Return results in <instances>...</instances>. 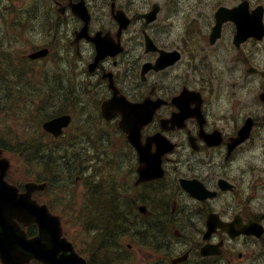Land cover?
Returning a JSON list of instances; mask_svg holds the SVG:
<instances>
[{
  "label": "flooded vegetation",
  "instance_id": "1",
  "mask_svg": "<svg viewBox=\"0 0 264 264\" xmlns=\"http://www.w3.org/2000/svg\"><path fill=\"white\" fill-rule=\"evenodd\" d=\"M166 1L29 0L28 7L33 2L42 6L45 20L56 30L51 41L54 44L57 42L62 61L64 64L69 62L71 66L81 70L80 74H87L80 76L79 82L83 84L80 85V98L84 99L91 94V89L99 90L104 97H110L112 92L107 81V72H112L119 94L130 101L149 100L161 103L140 134L145 132L148 136L163 132L161 123L176 114L177 108L172 105L173 99L180 94L182 88L187 87L201 95V103L195 94H191L192 98L185 102L190 109L195 110L198 107L200 115L184 121L182 129L168 123L169 130L165 137L178 146V159L185 157L183 169L187 179L201 181L207 187L217 190V180L225 178L233 183L234 189L223 193L225 197L219 194L213 200H195L186 192L183 204L179 207L182 208V213H177L175 197L166 195L167 206L171 205L169 213L164 207L163 198H156L155 194L164 189L159 187L157 181L141 183L139 188L128 189L127 197H138L137 203L151 208L154 213L152 217L143 218V225L157 233L154 225L159 226L161 217L171 221L168 231L163 232L164 235L142 240L143 245L140 244L141 248L138 249V264H264V204L255 206L257 218L254 210L247 211L245 215L235 212L238 206L237 186L241 179H245L242 183L243 190L248 191L250 182L251 195L256 193L251 169L247 167L235 177H232L229 168L224 169L225 162L231 164L236 154L240 155L247 146L253 144L255 130L264 123V102L256 101L260 105V109H257L255 98L250 92V87L256 86L260 89L259 93L264 91V71L249 77L244 76L245 79L248 78V84L241 82L238 77L241 68L246 71L247 67L252 66L254 53L264 51V0H200L201 18L205 19L202 23L201 44L204 46L207 41L206 49H217L220 72L216 67L214 71L220 76H211L214 71H207L205 63L206 70L201 76L195 75L197 69L190 64L187 72H194L195 76L192 77L176 76V65L142 73L143 65L154 64L159 56L158 52L146 51L145 37L151 39L159 49L175 50L173 34L169 30L160 29L158 23ZM241 1L247 2L248 13L262 8V39L251 37L236 46L233 43L237 33L236 25L226 21L221 26L217 40L209 45L215 11L220 7L233 9ZM155 4L158 5L157 17L153 22L146 23L144 15L150 13ZM119 11L130 21L129 26L122 31H119L115 20ZM107 43L113 49L118 47L120 52L114 56L107 55ZM97 46L102 47L104 52L99 60ZM47 47L52 49V45ZM245 53L250 56L247 57ZM254 58L257 62L258 56L255 55ZM93 64V70L89 71ZM58 88L60 87L53 89ZM53 89L50 91L54 92ZM240 90L244 92L240 94ZM249 118L253 120L248 140L236 146L227 158L229 143L237 138L238 132ZM210 144H213L211 149H205ZM194 147H200V151L194 152ZM209 151L211 155L208 158ZM221 156L222 161L216 162L215 159ZM134 160L136 161V156ZM244 164H248L246 160ZM169 189L167 186L165 194ZM256 200L258 201L257 197ZM159 206L163 207L165 213L159 212ZM211 214L215 215L218 225L207 234V219ZM250 223L262 226L256 236L252 233ZM174 234L176 236H173ZM147 240L153 242L146 243ZM204 250L208 254L203 255Z\"/></svg>",
  "mask_w": 264,
  "mask_h": 264
},
{
  "label": "rangeland",
  "instance_id": "2",
  "mask_svg": "<svg viewBox=\"0 0 264 264\" xmlns=\"http://www.w3.org/2000/svg\"><path fill=\"white\" fill-rule=\"evenodd\" d=\"M37 1H39V0H37ZM196 1L197 0H174V2H173L174 5L171 7V11H172V9L175 11L174 33L176 35V46H180L182 49H184L186 54L190 48H193L192 45L199 41V37H200V35H198V37L195 38L191 42L188 40V33H187V31L190 30V27H192L191 25L196 26V27H192L195 30H199V27H198L199 18H197L199 16V12H198L196 4H195ZM28 5H29V0H14L13 4H10L9 2H6V1L0 2V10L2 8H8V6H10V10H11V12L9 14H4V16L2 18H0V36L7 40V41L3 40L2 45H4V47L0 51L10 53V56H12V59L8 63H10V65H13V66L14 65L16 66V64L12 63L15 56L24 58V56L31 49L47 45L48 42L50 41L49 38L46 36V34H47L45 31V29H47L45 27L46 21L43 23L42 20H44V19H41V17H44V15H43L44 9L37 2H33L31 4L32 13L30 16H31V21L33 22L31 27H29L23 23L15 24L13 22L14 17L20 13L19 10H24V8H26ZM20 16L22 19H24V20L26 19V15H23L22 13H20ZM165 17H167L168 25H169L172 17H171V14L169 15V13H168V16L166 15V9L161 16V20H164ZM188 18L194 19V21L197 23L188 21L187 20ZM10 24H13L15 29L8 30L7 27ZM48 35H49V37L54 36L53 32L49 29H48ZM54 56H56L55 50L51 54L49 60L53 59ZM49 60L37 63L38 66H34V65L27 66L26 68L27 69L29 68V74L27 75V81L31 82L32 77L38 78L40 76L51 77L54 75H58L62 69L60 68V66L58 67L55 64H49V62H50ZM41 66H43V67H41ZM21 68L23 69L24 66H21ZM6 70L10 71L9 68H6V66L0 68V75L1 74H4V75L9 74L10 75L11 74V72H6ZM67 74H66V76H67ZM61 75H64V74H61ZM61 75L57 79L51 78L49 81L48 87L53 89L54 87H58V85H60L59 86L60 88L63 86L62 89H65L66 87H64V86H66L67 84H66L65 80L63 81L64 78ZM69 76H71V75H69ZM69 76H68V80L70 78L69 81H71L72 85L74 86L75 82L73 80H71V77H69ZM75 80H77V79H75ZM7 81H8V79H7ZM61 84H62V86H61ZM25 86L26 85H23V83H21L20 85H17L16 87L12 88L11 90L13 91V94H14L15 90H21V89H23L22 87H25ZM17 87H20L21 89H16ZM27 88L29 89V86H27ZM1 90H4V87H0V96L3 98V94L6 92V90L5 91H1ZM8 94L9 93H7V97H8ZM25 95H27V93H26V91H23V94L17 100H20V99L26 97ZM45 95L48 96V92H45ZM16 96H18V94H14L13 98H16ZM2 98H0V104L8 105L9 104L8 100L4 98L5 100L2 101ZM29 101H31V100L26 99L24 101V103H28ZM17 105L20 106L19 103H17ZM81 119H82V121H81ZM83 120L87 121V119H85L84 116H82L80 119L78 118L77 121L80 125H82V123L84 122ZM2 122L3 121L0 119V138L3 136L2 130L6 129L4 127V125L2 124ZM80 122H82V123H80ZM5 125H9V123L7 122ZM109 129L110 130H107L108 132L111 131V133H114V130H111V128H109ZM77 130H79V128H78V125H76L75 118H74V129L71 131H68V133H71V136L73 137L77 134L76 133ZM14 131L17 134V131L16 130H14ZM80 133L83 134V132H80ZM92 136H97V134L94 133V131H93ZM263 137H264L263 133H255V138H254L253 143H256V147H254L253 145L248 146L245 149V151L240 154L241 158H245V160L248 162L249 167L251 169L250 172L252 173V177L255 180V183L257 185L256 197L258 199L259 204H264V182H263V179H264V144H261V140ZM82 138H84V137L82 136ZM76 141L77 140H75V142ZM75 144H76L75 147H70V145H68V146H61L59 148L54 147L52 149H45V150L48 151V154L49 153H51L53 155L57 154L58 156H61L62 154H64L65 157H67V158L63 161V163L70 162L71 165L78 164L77 167L71 168L70 172L73 176L80 174L84 170V165H85L88 168L90 175L95 176V178L100 177L101 178L100 180H105V178L103 176H107V173L109 172L108 169L103 170L98 175H95L91 172V165L92 164L96 163L97 165H99V164H102L103 163L102 161H105V160H109V162H110L109 165H113V166H115L114 167L115 169H118L120 159L119 158L114 159V157L116 156L117 153L115 152V149H113L109 144L106 146L107 148L105 147L104 149H100L99 153L94 152L91 148H88V149L82 148L81 143H75ZM66 153H67V155H66ZM59 159H60V157H59ZM33 161H34V163L36 162V160H33ZM239 163L240 164L242 163V159L239 161ZM79 166L83 167V169L78 170ZM122 166H123V164L119 168V171H122ZM31 167H32L31 169H29V167L26 168L20 162H18L17 159H14L11 162V169H10V172L8 175L14 181H23L21 177H26V175H27L28 180H29L33 176V174H35L36 171H38V169H39V168H37V166L35 164H33ZM110 168L112 170H115L112 167H110ZM233 168H234L233 165L229 167V169H233ZM21 171L24 174L23 176H20ZM42 172H44L45 175H52V176L54 175L55 181H53V183L58 182L57 181L58 177H59V179H62V178H65L68 174H70L68 172L65 176H63V175H60L61 173L60 174L53 173V170H48V168L42 169ZM241 177H243V176H241ZM91 179L93 180L94 178L91 176ZM89 182L92 183L91 181H86V184L88 185ZM68 183H66V184L63 183L65 185V187L62 185L56 186L55 187L56 193L52 194L53 191L51 190L50 193L45 195L44 198L46 200H48V198H49V202L52 205H54L56 207V209L59 210L60 213L61 212L65 213L64 215L68 218V224L70 226V228L68 229V231H69L68 237L70 238L69 240L71 242H73L74 244H78L79 248H82L85 250V248H83V247H86V244H88V243L91 244L93 242L90 239L89 235L87 236L83 232L84 231L83 226L85 225L84 214H85V211L87 210V207L84 206V201H86L85 195L87 194V192H89V188L87 186H85L86 184L83 185V183H77L75 181L70 185V187H68L69 186ZM107 186H108V182L105 181V186L102 185L103 190L97 196V199L99 197V199L101 201H107V205H109V203H110L109 201H111V199L108 197L107 193H105V189H104ZM92 191H93L92 193H94V194L97 193L94 190H92ZM165 192H166L165 189H163L161 191L159 190V192H157L155 194L156 198H158L160 200L161 197L165 194ZM111 198L113 199V196H111ZM118 200H119L118 204L123 205V209H124V204L121 202L122 199L118 197L116 199V201H118ZM112 201L114 202L115 200H112ZM94 207L100 208L101 205L97 204V201H96ZM158 209H159V212L162 213L163 207L159 206ZM138 223L139 222H132L131 223L134 230L140 229L141 225H137ZM88 224H89V222H88ZM120 224L123 225L122 221L120 222ZM126 224H129V223L127 222ZM132 237H133L132 235H130V236L127 235L123 239V245H124V247H128V246L132 247V257H130V258L134 259L132 264H137L138 261H137V256L135 254L136 253V246H135L133 240L130 239ZM116 251H117L116 248H110V250L108 251V257L109 258L114 257V254ZM98 257H99V259H105V258H107V253L103 252L100 255H98Z\"/></svg>",
  "mask_w": 264,
  "mask_h": 264
},
{
  "label": "water",
  "instance_id": "3",
  "mask_svg": "<svg viewBox=\"0 0 264 264\" xmlns=\"http://www.w3.org/2000/svg\"><path fill=\"white\" fill-rule=\"evenodd\" d=\"M66 122V119L61 118L48 123L45 128L57 133ZM8 166V162L0 158L1 264H27L31 259L43 264H85L74 253L71 245L61 238L58 219L31 200V191L40 187L30 185L26 194L19 195L3 181ZM17 223L25 226L36 223L38 235L32 240H26Z\"/></svg>",
  "mask_w": 264,
  "mask_h": 264
},
{
  "label": "trees",
  "instance_id": "4",
  "mask_svg": "<svg viewBox=\"0 0 264 264\" xmlns=\"http://www.w3.org/2000/svg\"><path fill=\"white\" fill-rule=\"evenodd\" d=\"M0 50H2L1 47ZM6 60L8 61L7 58L4 59V61ZM6 72H10V71H6ZM21 83H23L24 85V79L16 80L15 76H12L11 74L0 75V87H4V90L1 91H5V89H12L17 85H20ZM18 88L21 89L20 87H17L16 89ZM15 91L14 94H18V96H16V98H12L13 100L11 99L13 104L15 103L17 104L21 102L20 100L17 99L23 94L22 89ZM0 109H1L0 113H2L4 111V108L0 106ZM75 145L71 143L72 147H75ZM31 150L28 149V152L31 151L33 153L32 158L36 160V162L40 164V166H46L48 170H53V173H57V174L61 173L60 175L63 176H65L68 173L65 172L63 169L65 164L63 163V161L65 160V158H67L65 157L64 154L60 156L62 157V159L60 158L58 161L56 157L48 155L47 150L41 149L37 146L34 147V145L31 147ZM26 152H27L26 148L20 150V153H26ZM96 192L97 193L94 194L95 196L93 195L95 197L94 205L97 201V204H100L101 207L100 208L93 207V211L89 212V220L91 217V222L93 223L91 229L97 232L98 234V240L96 246H98L99 248L98 247L97 248L100 250V253L103 252L107 253V261H103V263L106 264L107 262V264H110L111 262L114 263L117 262L118 260L116 259L118 258V255L116 253L118 252L119 240L122 237L124 238L127 235L130 236L133 234L134 228L132 227L131 223L134 222V212L132 211L131 208L125 206L123 209V205L118 204L119 200L118 201L115 200L114 202L112 201L114 199H112L111 201L108 200L110 203L109 205H107V201H101L99 197L97 199V196L100 194V192L98 191ZM121 221L123 225L120 224ZM127 222L129 224H126ZM154 227L158 235L165 231V228L162 224H159V226L154 225ZM149 233L151 235V230L149 231ZM152 234L155 235V232L153 230H152ZM110 248L117 249V251L115 252L116 255L114 254L115 257H110V258L108 257V251L110 250ZM98 249L97 252L99 251Z\"/></svg>",
  "mask_w": 264,
  "mask_h": 264
},
{
  "label": "bare ground",
  "instance_id": "5",
  "mask_svg": "<svg viewBox=\"0 0 264 264\" xmlns=\"http://www.w3.org/2000/svg\"><path fill=\"white\" fill-rule=\"evenodd\" d=\"M40 1V0H39ZM98 1V0H97ZM55 4V2H54ZM53 4V5H54ZM50 5V4H49ZM62 5V4H61ZM35 13V12H34ZM108 17V16H107ZM38 19V18H37ZM99 21V20H98ZM102 22V21H101ZM179 43V42H178ZM85 44V43H84ZM73 46V45H72ZM59 47V46H58ZM66 47V46H64ZM72 48V47H71ZM74 48V47H73ZM76 50V49H75ZM222 50V49H221ZM125 54V53H124ZM68 57V56H67ZM66 57V58H67ZM146 57V56H145ZM83 58V57H82ZM140 60V59H139ZM239 61V60H238ZM81 62V61H80ZM122 62V61H121ZM139 62V61H138ZM10 64V63H9ZM15 66V65H14ZM17 66V65H16ZM86 66V64H85ZM29 69V68H28ZM115 69V68H114ZM119 69V68H118ZM234 69V68H233ZM98 70V69H97ZM7 75V74H6ZM31 75V74H30ZM65 75V74H64ZM158 79V78H157ZM70 80V78H69ZM72 80V78H71ZM101 80V79H100ZM164 80V79H163ZM64 81V79H63ZM121 81V80H120ZM106 82V81H105ZM62 83V82H61ZM104 83V82H103ZM63 84V83H62ZM61 84V86H62ZM67 84V83H66ZM68 85V84H67ZM66 85V86H67ZM60 85H58L59 87ZM65 86V87H66ZM134 86V85H133ZM105 87V86H104ZM141 87V86H140ZM23 88V87H22ZM63 88V86L61 87ZM19 89V88H18ZM59 89V88H58ZM169 89V88H168ZM51 90V89H50ZM56 92V91H55ZM130 92V91H129ZM16 93V92H15ZM228 93V92H227ZM149 94V93H148ZM14 95V94H13ZM28 95V94H27ZM151 95V94H150ZM158 97V96H157ZM165 97V96H164ZM12 99V98H11ZM142 99V98H141ZM157 99V98H155ZM16 101V100H15ZM30 102V101H29ZM4 103V102H3ZM16 104V103H15ZM240 104V103H239ZM237 109V108H236ZM240 111V110H239ZM227 114V113H226ZM249 116V115H248ZM80 119V118H79ZM84 119V118H83ZM82 121V119H81ZM85 121V120H83ZM82 123V122H80ZM77 125V124H76ZM256 133H263L264 134V123H262L261 125L258 126V129L255 130ZM75 145V143H73ZM261 144H264V137L262 138L261 140ZM68 146V145H67ZM77 148V147H76ZM107 148V147H106ZM74 149V148H73ZM214 151V150H213ZM24 152V151H23ZM55 152V151H54ZM38 153V152H37ZM99 153V152H98ZM85 155V154H84ZM110 155V154H109ZM83 156V155H82ZM214 156V155H213ZM194 158V157H193ZM73 159V158H72ZM96 160V159H95ZM190 161V160H189ZM216 162H220L222 161V156L221 157H218L215 159ZM211 164V163H210ZM227 166V163L225 162L224 163V169L226 168ZM211 168V167H210ZM188 172V171H187ZM106 174V173H105ZM108 174V173H107ZM61 177V176H60ZM59 178V177H58ZM193 178V177H192ZM195 178V177H194ZM243 181H245V179H241L238 186H237V198H238V206L235 208V212H242L244 215L246 214L247 211H253L255 212V206L257 207L259 202L256 200V195H257V186L255 185V190H256V193L255 195H251L250 193V182H249V185H248V191L247 190H243V187H242V183ZM166 210L168 211V213L171 211V205H168L166 207ZM95 212V211H94ZM183 210L182 208H179L177 210V213H182ZM162 213H165V211L162 209ZM255 215H256V218H257V214L255 212ZM171 223V221H168L166 219H161V221H159V224H162L165 228V230L168 228V226H170L169 224ZM119 260V259H118ZM117 260V261H118Z\"/></svg>",
  "mask_w": 264,
  "mask_h": 264
}]
</instances>
